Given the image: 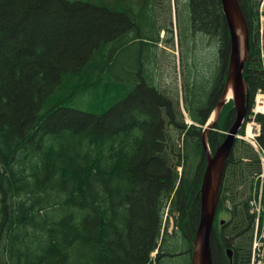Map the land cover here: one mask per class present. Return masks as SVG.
Wrapping results in <instances>:
<instances>
[{"label":"trees","instance_id":"16d2710c","mask_svg":"<svg viewBox=\"0 0 264 264\" xmlns=\"http://www.w3.org/2000/svg\"><path fill=\"white\" fill-rule=\"evenodd\" d=\"M263 2L239 0L250 35V106L264 91ZM136 3L0 0V264H192L201 129L225 87L227 22L221 0L184 5L192 36L221 42L218 65L201 69L206 82L183 79V106L194 121L187 124L170 94L177 87L161 88V29L133 16ZM171 13L169 6L166 18ZM85 96L86 110L70 106ZM232 103L209 135L213 151L235 121ZM255 152L238 140L225 165L209 241L214 264L250 262V202L262 171Z\"/></svg>","mask_w":264,"mask_h":264},{"label":"water","instance_id":"95a60500","mask_svg":"<svg viewBox=\"0 0 264 264\" xmlns=\"http://www.w3.org/2000/svg\"><path fill=\"white\" fill-rule=\"evenodd\" d=\"M226 21L229 26L231 53L225 90L217 108L213 111L212 120L207 123L202 136L206 166L203 172L200 188L201 216L195 240L192 245V264H214L211 249V233L215 221L219 192L222 184L225 165L232 152L236 134L242 127L249 109L248 85L244 76L245 64L250 52L249 30L240 8L238 0H222ZM232 92L236 120L230 132L217 147L211 151L208 138L222 115L229 93ZM233 250L228 249V256L232 260Z\"/></svg>","mask_w":264,"mask_h":264},{"label":"flooded vegetation","instance_id":"af4514ba","mask_svg":"<svg viewBox=\"0 0 264 264\" xmlns=\"http://www.w3.org/2000/svg\"><path fill=\"white\" fill-rule=\"evenodd\" d=\"M154 2V0H152ZM151 0H137L136 4H132L133 16H139L143 20H147L152 29L156 31L161 29V76L164 74V68L169 67V69L174 70V72L180 75V83L183 88V79L188 74L191 76L196 75L194 72L198 67V42L197 37H193V21L186 18L188 10L185 8H179L178 21L175 28L173 27V21L167 20L166 18V2L165 0H158L157 4L151 9ZM151 12L149 16L145 15V11ZM132 19V18H131ZM130 19V20H131ZM137 19V20H138ZM191 20V23L189 22ZM171 24V27L169 26ZM167 25V27H166ZM134 26H139V21L134 22ZM191 26V27H190ZM228 27V25H227ZM192 28V29H191ZM190 32V33H189ZM192 32V33H191ZM137 34V33H136ZM165 34L166 37H165ZM191 34V35H190ZM205 37L203 35L201 38ZM206 37L205 48L208 50ZM189 41V42H188ZM192 42V43H191ZM165 46V47H164ZM167 50V51H166ZM171 52H177L178 54H173ZM173 57L170 58L168 55ZM185 68V69H184ZM183 72V74H182ZM208 67L202 69V73H207ZM162 88V87H161Z\"/></svg>","mask_w":264,"mask_h":264},{"label":"rangeland","instance_id":"374dc122","mask_svg":"<svg viewBox=\"0 0 264 264\" xmlns=\"http://www.w3.org/2000/svg\"><path fill=\"white\" fill-rule=\"evenodd\" d=\"M176 1L177 0L171 1V5H170L169 0H165V2H166V14L168 13V9H169L168 5H170L171 8H172V5L175 4ZM157 2H158V0H154V2L151 0L152 10L155 7V5L157 4ZM183 4H184L183 0H180V5L179 6L183 7L182 6ZM152 10L150 12L145 11L146 18H147V16H149V14H151ZM177 15H178V13L174 10V6H173V17L171 19H172L174 24H176L177 21H178V16ZM165 19L170 20L169 18H165ZM174 24H173V27L175 28ZM169 26L171 27L170 23H169ZM218 30H217V32H218ZM166 35L167 34H165V37H166ZM206 37L209 38V40L207 41L208 50L206 52H203L202 51L203 48L201 46H203L205 44ZM219 41H220V36H218V35H217V37L215 39L210 38V36L207 35V34H205V37H203V38L199 37L198 47H201V49H200L201 51L200 52L198 51L197 55H198V64L200 65V67H197V69H198V71H197V79L193 78V76L190 75V80L192 82L194 80H196L197 83L206 82V80H205L206 78L201 74V69H205L204 68L205 66L207 68L210 64L212 65V67H215V66L218 65V59L220 58V55L218 54L217 50H218V48L221 45V42H219ZM171 53H172V55L173 54H175V55L178 54L177 52H171ZM168 56L173 59V57L170 56V54ZM199 61H200V63H199ZM164 69H165L164 70V74L161 76V81H160L161 82V87L162 88H164V87L176 88L177 87V90L173 89L172 91H170V94L177 95L179 97L180 102L183 101V103H184L185 93H184V95L182 97H180V95H179V93L181 94L180 86H179L180 75L178 73L174 72V70L169 69V67H165ZM182 74H183V72H182ZM90 100H91V97L85 96V97L80 98L79 100H75L73 103H71L70 106L73 107V108H76L78 110H86ZM185 114H186L185 115L186 122L187 123L191 122L190 119L188 118L189 114L187 112H185ZM248 122H250V121H248ZM246 127H247V124H246ZM248 145L251 146L250 144H248ZM193 172H194V170L192 169L190 174H193ZM220 217L222 218L223 216L221 215ZM171 230H172V228L170 227V233H172Z\"/></svg>","mask_w":264,"mask_h":264},{"label":"built area","instance_id":"2783aa9c","mask_svg":"<svg viewBox=\"0 0 264 264\" xmlns=\"http://www.w3.org/2000/svg\"><path fill=\"white\" fill-rule=\"evenodd\" d=\"M262 177L264 180V175H262ZM253 240L254 245L252 264H264V234H259L258 228Z\"/></svg>","mask_w":264,"mask_h":264},{"label":"bare ground","instance_id":"6f19581e","mask_svg":"<svg viewBox=\"0 0 264 264\" xmlns=\"http://www.w3.org/2000/svg\"><path fill=\"white\" fill-rule=\"evenodd\" d=\"M191 9V8H190ZM187 10V9H186ZM178 16V15H177ZM193 21V20H192ZM198 22V21H197ZM197 24V23H196ZM191 27V26H190ZM192 29V28H191ZM205 32V31H204ZM190 33V32H189ZM192 33V32H191ZM198 33V32H197ZM203 33V32H202ZM191 35V34H190ZM203 36V35H202ZM143 38V37H142ZM198 38V37H197ZM132 41V40H131ZM189 42V41H188ZM148 43V42H147ZM192 43V42H191ZM157 91V90H156ZM229 98L232 97V92L229 93ZM194 122V121H193ZM205 125V124H204ZM190 126V125H189ZM167 127V126H166ZM189 128V127H188ZM200 128V127H199ZM231 128V127H230ZM198 130V128H197ZM202 130V129H201ZM251 130V128L249 129V131ZM168 132V131H167ZM203 132V131H202ZM203 134V133H202ZM167 137V136H166ZM238 141V140H237ZM232 153V152H231ZM234 153V152H233ZM252 167V166H251ZM202 170V169H201Z\"/></svg>","mask_w":264,"mask_h":264}]
</instances>
